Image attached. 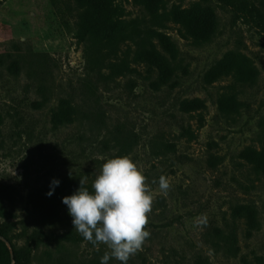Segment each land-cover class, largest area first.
<instances>
[{
  "label": "rangeland",
  "instance_id": "1",
  "mask_svg": "<svg viewBox=\"0 0 264 264\" xmlns=\"http://www.w3.org/2000/svg\"><path fill=\"white\" fill-rule=\"evenodd\" d=\"M143 1L151 8L117 0L129 28L138 23L178 47L175 72L160 88L157 71L137 62L131 42L115 59L126 58L130 70L110 77L106 60L95 66L101 72L92 71L76 37L75 12L59 0H0V224L11 226L8 238L17 249L34 229L44 227L49 235L68 229L65 222L43 226L31 196L53 178L89 182L107 159L121 156L111 134L119 126L133 132L136 142L125 156L142 170L153 196L145 226L150 234L128 264H195L198 256L210 264H264V175L240 158L257 144L264 115V0H236L237 7L218 0ZM204 7L214 10L217 30L208 40L196 33L200 42L184 37L176 19H192ZM151 40L164 53L157 38ZM236 52L252 61L255 82L230 76L208 83V73ZM224 93L244 103L240 113L221 111ZM196 97L206 104L203 118L181 109L183 100ZM63 100L80 105L89 118L58 123ZM211 155L219 157L217 165ZM161 176L169 182L166 191L159 188ZM249 203L257 209L256 228L234 218L233 208ZM215 227L235 228L236 255L211 244ZM108 251L103 243L59 245L50 236L23 264H100Z\"/></svg>",
  "mask_w": 264,
  "mask_h": 264
},
{
  "label": "trees",
  "instance_id": "2",
  "mask_svg": "<svg viewBox=\"0 0 264 264\" xmlns=\"http://www.w3.org/2000/svg\"><path fill=\"white\" fill-rule=\"evenodd\" d=\"M57 1V0H53ZM74 2V7L71 8V2ZM223 7H237L236 0H218ZM137 3L143 4L151 8L143 0H136ZM63 4L65 10L70 14L75 12L77 34L76 37L79 43L84 44V55L87 64L91 70L101 72L102 69L95 66H100L104 61H108L107 67L110 69L108 76L114 77L124 71L130 70L127 59L124 58L121 62H116L115 59L119 56V52L123 44L133 43L137 48V62L145 63L148 69H155L158 73L155 79V85L160 88L167 84L172 78L178 57V47L176 43L168 36L161 32L152 33L148 27L139 28L138 23H135L129 28L127 20L121 18L123 11L117 0H59ZM240 5H242L240 3ZM154 12V11H153ZM256 17L262 19V13L255 8ZM251 14V13H250ZM259 20V21H260ZM183 26V36L186 38H194L200 42L202 35H196L199 32H205V40H208L211 35L217 30L218 20L211 7H204L197 11L192 19L179 18L176 19ZM155 36L165 50L161 53L155 49V45L151 37ZM148 50L149 55L145 56L144 50ZM92 70V71H93ZM12 71V70H11ZM121 72V73H119ZM256 68L252 61L240 52H236L232 57H227L220 61L207 75V82L213 83L225 77H232L236 82L242 84H251L256 80ZM244 105L239 101L234 94L224 93L219 97V107L223 113L238 114L241 107ZM181 109L190 112L198 111L199 116L203 118V111L206 109V104L201 98L185 99L181 102ZM60 114L57 115V122L65 124L66 121L74 122L77 120L88 119L89 115L83 113L80 105H76L72 100H63L59 106ZM82 114V115H81ZM64 117H63V116ZM81 115V117H80ZM86 117V118H84ZM65 118V119H64ZM91 118V117H90ZM94 119V117H93ZM258 135L257 144L246 147L240 154V158L256 173L264 175V115L258 120ZM115 144L119 147V154L125 156L136 142L132 131H124L117 126L115 131L111 132ZM193 136V133L189 131ZM219 157L211 155L210 163L217 165ZM82 176L73 178H65L56 187L54 194L49 197L50 186L41 189L37 194L31 196V202L35 209L39 212L43 226H54L68 224V229L59 234L46 232L44 227L34 229L26 237V243L23 247L17 249L14 245L13 256L6 243L0 238V264H23L25 259L33 256L34 251L47 239L53 238L59 245L65 243L79 244L85 239L74 230L72 217L68 214L67 206L62 203L65 196L72 195L79 187ZM95 177L89 182H85V187L91 190V184ZM234 218H245L251 225V228H256L257 209L254 204L237 205L233 208ZM11 226L9 224H0V236L8 238ZM212 245L226 253L236 255L238 251L237 236L235 228H229L225 231L221 228H214L211 231ZM12 244V243H11ZM195 264H210L208 258L198 256ZM245 264H248L247 262Z\"/></svg>",
  "mask_w": 264,
  "mask_h": 264
},
{
  "label": "clouds",
  "instance_id": "3",
  "mask_svg": "<svg viewBox=\"0 0 264 264\" xmlns=\"http://www.w3.org/2000/svg\"><path fill=\"white\" fill-rule=\"evenodd\" d=\"M60 183L53 178L47 193L49 197ZM159 188L168 190L165 176L159 178ZM152 202L145 176L129 156L107 159L95 176L91 190L81 179L80 187L62 199L72 217L74 230L94 246L103 243L110 249L100 258V264H109L110 259L128 264L130 256L142 247L150 234L145 226Z\"/></svg>",
  "mask_w": 264,
  "mask_h": 264
},
{
  "label": "water",
  "instance_id": "4",
  "mask_svg": "<svg viewBox=\"0 0 264 264\" xmlns=\"http://www.w3.org/2000/svg\"><path fill=\"white\" fill-rule=\"evenodd\" d=\"M0 238L6 243V245L8 246V248L10 250L11 255L13 256V247H12L11 242L5 237L0 236Z\"/></svg>",
  "mask_w": 264,
  "mask_h": 264
}]
</instances>
